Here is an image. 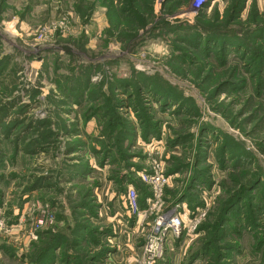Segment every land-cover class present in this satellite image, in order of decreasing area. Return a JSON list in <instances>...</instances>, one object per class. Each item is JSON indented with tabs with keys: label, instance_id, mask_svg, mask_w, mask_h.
Instances as JSON below:
<instances>
[{
	"label": "rangeland",
	"instance_id": "374dc122",
	"mask_svg": "<svg viewBox=\"0 0 264 264\" xmlns=\"http://www.w3.org/2000/svg\"><path fill=\"white\" fill-rule=\"evenodd\" d=\"M102 1L0 0V104H16L2 126L21 120L9 128L12 138L0 136V264H38L52 242L45 231L64 236L51 264H264V38L250 34L264 23V0H244L234 21L225 18L231 0L206 4L220 36L233 39L224 51L221 42L212 51L188 45L202 10L193 0H151L153 15L130 43L120 41L122 28L109 24ZM108 83L118 86L110 92ZM99 91L126 128L104 132L108 118L92 116L103 97L90 94ZM30 118L50 122L52 137L37 153V133L21 132ZM107 136L123 141L119 151L104 147ZM153 160L166 179L159 200L141 179ZM39 177L47 186L35 187ZM255 179L259 188L249 190ZM129 187L140 213L126 219ZM233 192L245 197L240 212L219 223ZM113 203L122 209L115 225L103 217H114ZM172 210L186 228L150 262L144 245ZM129 230L132 241L122 243Z\"/></svg>",
	"mask_w": 264,
	"mask_h": 264
},
{
	"label": "trees",
	"instance_id": "16d2710c",
	"mask_svg": "<svg viewBox=\"0 0 264 264\" xmlns=\"http://www.w3.org/2000/svg\"><path fill=\"white\" fill-rule=\"evenodd\" d=\"M119 6L120 8L117 10V8L115 7L114 4V0H103L102 4L103 5H108V12L107 15L109 16L108 21L110 25H114L115 27H117L118 25L121 26L122 30H119V35H120V41L122 42H132L133 39H135L138 36V31L136 32V30H138V28H145L146 24H147V20L148 18L151 19L152 15H153V11H152V7L150 8V1L151 0H119ZM207 7L204 6L202 7V10L198 13V16L196 18L197 22L192 26V28L194 29V34L191 37V39L187 40L188 45L194 46L195 48H199L202 51L211 49L214 50L213 45H217L219 42H221V47L224 51V46H228V45H233L234 43L228 41V40H233L231 38H227V37H221L220 35V28L215 24L212 23L210 21V19H207V14L205 13V8ZM79 8V7H78ZM93 8V5H91V9ZM244 8V0H231L230 6L228 8L227 13L225 14V18L231 21H234L237 17L239 12H241ZM90 9V8H88ZM117 10V11H116ZM115 12H118V20L115 18ZM213 15H215V17H218V13L217 10L214 8L213 9ZM257 16V15H256ZM121 18V19H120ZM120 19V20H119ZM251 19V18H250ZM230 21V22H231ZM252 21V19H251ZM261 22H264V19L259 20ZM259 21H252V22H259ZM160 24V23H157ZM164 25H161L163 27H166V23H163ZM209 25L210 30L206 31L204 30V26L205 25ZM110 27V26H109ZM154 28V27H153ZM252 33H250L253 37V40H260L262 38H264V23H260V24H255L252 27ZM204 41V42H203ZM202 43H206L208 45L206 46H202ZM249 50V49H248ZM95 54V53H94ZM259 68L260 69H264V61H261L259 64ZM95 72V71H94ZM145 82L142 81L143 85L146 86L150 85L152 83V81H149L147 79V76L144 77ZM97 87H101L103 85V83L101 81H99L97 84ZM118 85L116 84H112V83H108L107 88L110 90V92H112L114 89L117 88ZM88 90V89H86ZM85 91H83V89H78L77 93H76V97H83ZM154 93L157 94L158 91L154 90ZM92 93L90 94V97H103L102 102L98 103L99 109H96L95 111L92 112V116H96L98 118H102V116H105V118H108L107 121V127L105 128L104 132H108L110 129H113L114 132H117L119 127H123L126 128V123L123 122V126L120 125V117H118V112H117V107L115 108L112 100L104 97V94L102 93V91H99V93L97 95H92ZM91 99L89 101H96V100H100V99ZM160 99H162L160 97ZM171 100V99H170ZM171 102V101H169ZM15 102L13 101H9L7 103H3L0 104V136H3L4 138H12V133H11V127H13V123L19 125L20 121L18 117H16V119L12 120L10 125L7 126H2V122L6 121L7 118L10 117V115L14 116L15 112H14V107H15ZM99 111V112H98ZM102 111V113H100ZM100 113V114H99ZM28 123H25L23 129H22V135H26L29 134L31 132L37 133V137L35 135L34 138L30 139L32 140L33 143V148L31 150V153H37L38 151H42L44 150V146L42 144H44L43 142H45L48 139H51L52 137V133H51V129L49 130L47 127L48 123L50 125V122L42 120V119H33L30 118L28 120ZM116 123V126L113 123ZM149 124L146 125L145 129H149ZM47 127V128H46ZM20 132V131H19ZM18 132V133H19ZM125 132V129H124ZM152 132V131H151ZM16 134V136L13 137V143H18L21 138L22 135ZM145 135V132H143ZM156 132L150 133L151 134H155ZM106 135V133H105ZM104 135V136H105ZM114 137V138H113ZM107 138L109 140H111L108 144H104V147H107L109 149L107 150H114L117 149L119 151V149H121L122 145L119 144H123L121 143L122 140H120V142L118 143V137L117 136H107ZM51 141V140H50ZM123 142V141H122ZM2 139L0 138V158H1V154H2ZM35 145V146H34ZM123 149V148H122ZM228 151L224 150V153H227ZM232 156V155H230ZM234 158V157H233ZM125 179L122 180V182H124ZM254 182V181H253ZM251 182L250 185H252L253 187L250 188L249 190H254L255 188H259L258 184L261 182L260 180H256L255 179V183ZM36 186H47L46 183L44 182V178L39 177L35 180V187ZM232 199H230L224 206V210H221V216L219 218V220H217L219 223L223 220L225 221V219H227V214L232 213L231 210H235L240 212V210L237 208V204L238 202L243 201V199L245 198L243 196V194H237L234 193L231 195ZM235 206V207H234ZM254 207H252V213H254ZM255 215V214H254ZM223 217V219H222ZM222 219V220H221ZM256 221V217L254 216L253 218H251L250 221H248L247 225H245V228H248L251 230L253 224H255ZM222 221V222H223ZM218 224V223H217ZM262 227V226H261ZM253 230V234H256V232ZM53 232L50 231H45L43 233L42 236H46V240H48L46 243H49V241L51 240L52 242H50L49 244H47L44 249L41 250V252L39 253L36 261L38 260V264L39 263H43V264H51L54 261V254L51 253L52 250H55L57 248L60 247L61 245V240L62 238H64V236L62 235V233H56L55 236H53L52 234ZM260 240H264V238H260ZM258 247V246H257ZM261 250V247H258ZM104 254V253H102Z\"/></svg>",
	"mask_w": 264,
	"mask_h": 264
},
{
	"label": "built area",
	"instance_id": "2783aa9c",
	"mask_svg": "<svg viewBox=\"0 0 264 264\" xmlns=\"http://www.w3.org/2000/svg\"><path fill=\"white\" fill-rule=\"evenodd\" d=\"M211 0H193V7L196 10L204 7ZM141 179L145 185H147L155 197V200H159L163 191L166 179L163 175L162 164L153 160L151 167L142 173ZM126 213L129 216L138 215L139 212V202L137 199V191L134 187H129L126 192L125 199ZM205 210L199 209L195 216L190 220L191 228L194 229L195 226L201 221L205 216ZM186 228L185 221L182 214L172 210L164 216L157 219L155 226L152 228L153 234L148 238L144 245V251L150 262H153L161 256L163 244L166 243L170 238H176L183 234Z\"/></svg>",
	"mask_w": 264,
	"mask_h": 264
},
{
	"label": "crops",
	"instance_id": "0c3cea01",
	"mask_svg": "<svg viewBox=\"0 0 264 264\" xmlns=\"http://www.w3.org/2000/svg\"><path fill=\"white\" fill-rule=\"evenodd\" d=\"M113 210H114V212H115V215H114V217H108V215H110L109 213H108V211H104V213H103V217L105 218L104 220H113V224L115 225V221H117L116 220V217H117V215H119V213L120 212H122V209H121V206L120 205H118V204H114L113 203ZM126 208H124V211H123V216L126 218V219H130L131 218V216H129L127 213H126V210H125ZM118 222H120L119 220H118ZM119 224V223H118ZM118 224H116V225H118ZM133 231L134 230H129V234L126 236V237H124L123 238V241H122V243H125V242H131L132 241V238H133V236L131 235L132 233H133ZM121 242V241H120ZM117 254H121V251L120 252H117Z\"/></svg>",
	"mask_w": 264,
	"mask_h": 264
}]
</instances>
